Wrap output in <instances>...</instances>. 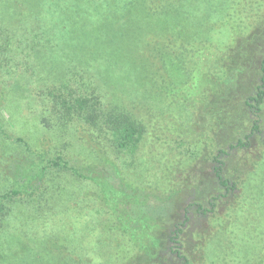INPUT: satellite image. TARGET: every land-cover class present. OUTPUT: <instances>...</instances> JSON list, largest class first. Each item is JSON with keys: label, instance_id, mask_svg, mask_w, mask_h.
<instances>
[{"label": "rangeland", "instance_id": "rangeland-1", "mask_svg": "<svg viewBox=\"0 0 264 264\" xmlns=\"http://www.w3.org/2000/svg\"><path fill=\"white\" fill-rule=\"evenodd\" d=\"M107 1L88 0L93 22L101 19L108 29L106 25L117 15L124 22V12L132 11L131 7L136 18L151 25L152 21L148 22L137 13V7L130 5L132 0H114L118 11ZM197 1L183 0L188 13L185 19L199 31L201 46L207 44L203 47L209 60L201 68L208 75V83L202 73L199 87L193 85L197 75L195 78L190 75L195 73L193 59L168 50L164 57L167 62L162 63L169 72L172 88L154 94L153 82H148L141 92L143 100L157 109L166 132L178 139L183 148L189 145L184 151L187 158L184 154L181 158L185 160L180 159L167 169L131 163L123 166L124 176L154 190L158 196L180 187L175 204H168L167 217L176 223L185 218L189 221L180 236L172 237L166 246L188 256L190 264H264V106L258 116L260 129L249 139L250 144L220 158L224 161L223 177L234 183L235 188L222 189L214 172L219 166L214 160L218 151L229 150L239 139L246 141L256 117L245 100L260 84L264 43L253 38L252 42H242L233 49L228 46L242 39L234 35L235 31L248 37L262 23L264 32V11L251 16L249 7V3L264 5V0ZM166 2L162 4L169 6ZM31 14L32 5L25 7L23 18ZM177 20L181 22L180 18ZM206 23L214 30L206 33ZM164 39L162 43L166 46L169 43ZM129 42L124 38L125 44ZM243 49L245 54L240 55L238 51ZM150 52L153 50L145 47L141 54ZM225 57L228 60L224 62ZM236 66L241 71L234 86L212 83L219 77H227L228 69ZM202 90L205 94L200 93ZM182 94L188 99L178 97ZM20 99V89L4 81L0 73V195L24 184L26 194L31 195L22 202L11 199L5 204L0 218V264H153L156 259L149 261L141 251L133 253L129 238L119 236V229H111L114 216L103 205L100 189L91 180L75 176L62 163L61 166L51 163L60 156L81 167L83 173H87V165L100 170L101 160L95 151L98 144L82 139L83 128L78 131L80 138L69 146L46 137L44 130L25 116ZM221 106L230 111L219 120ZM156 204L160 206L157 201ZM201 205L206 212L200 210ZM168 256L165 260L158 258V263L182 264L178 255Z\"/></svg>", "mask_w": 264, "mask_h": 264}, {"label": "trees", "instance_id": "trees-1", "mask_svg": "<svg viewBox=\"0 0 264 264\" xmlns=\"http://www.w3.org/2000/svg\"><path fill=\"white\" fill-rule=\"evenodd\" d=\"M165 1L170 3L169 6L162 4L164 0L130 2L131 6L139 9L138 14L148 22L152 21L151 25L136 18L130 7L132 11L124 12V22L117 15L106 29L103 20L93 22L88 0H0V73L4 75V81H10L20 89L22 111L34 120L40 130H44L46 137L55 138L62 146H69L80 138L78 131L83 128L82 139L98 144L95 151L101 160L100 170L87 165V173H83L81 167L60 156L51 163L53 166H61L62 163L67 171L91 180L100 189L103 205L114 216L111 229H119V236L129 238L133 253L136 250L146 253L149 261L156 259L153 264H159L158 258L165 260L168 255H178L183 260L182 264H190L188 256L166 246L172 237L180 236L189 221L185 218L176 223L167 217L168 204H175L176 195L181 194L180 187H174L165 196H158L154 190L124 176V167L131 163H148L167 169L180 159L185 160L181 157L190 148L186 142L188 147L183 148L178 139L166 132L157 109L144 101V93H141L148 82H153L151 90L154 94L168 92L172 88L169 87L170 84L172 86L169 84L171 77L162 63L168 50L193 59L195 73L190 75L191 78L198 75L193 83L197 88L200 74H206L201 64L209 60L203 47L207 44L201 46L199 31L185 19L188 13H185L183 0ZM107 2H111L112 8L118 11L119 6L114 0ZM31 5V16L23 18L25 7ZM249 7L251 16L264 11L261 3H249ZM251 24L253 26L254 23ZM260 24L248 37H243L241 31H235L234 35L242 39L228 47L233 49L242 42H252L253 38L264 43ZM206 25V33L215 28ZM162 37L166 38L163 41L168 45L164 46ZM124 38L130 40L129 44L124 43ZM144 46L153 52L142 55ZM238 52L245 54L244 49ZM226 60L228 58L225 57L222 61ZM259 68L260 84L245 100L251 114L256 116L251 132L245 137L246 141L239 139L229 146V150L220 149L214 159L219 164L214 168L217 184L226 191L233 190L236 185L223 177L224 161L220 158L234 149L247 147L249 139L260 129L258 116L264 106V56L260 59ZM232 69H228L227 77H219L212 83L219 82L229 88L234 86L241 68L236 66ZM206 77L204 82L208 83L207 74ZM180 78L183 80L182 76ZM200 93L205 94V91ZM154 94L150 96L156 98ZM178 97L188 99L186 94ZM225 109L221 106L218 110L219 120L230 111ZM26 193L27 185L24 184L1 194L0 218L7 201L19 199L22 202L31 196ZM199 208L204 207L201 205Z\"/></svg>", "mask_w": 264, "mask_h": 264}]
</instances>
